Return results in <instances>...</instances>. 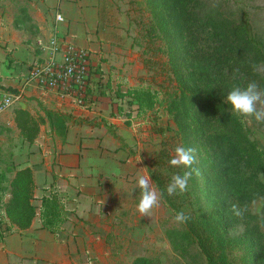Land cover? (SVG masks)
Segmentation results:
<instances>
[{"label":"rangeland","instance_id":"rangeland-1","mask_svg":"<svg viewBox=\"0 0 264 264\" xmlns=\"http://www.w3.org/2000/svg\"><path fill=\"white\" fill-rule=\"evenodd\" d=\"M47 2L58 5L47 8ZM59 2L60 0H0V81L14 78L23 81L30 68L44 56L38 43L42 41L46 44L56 26L65 41L81 46L91 56L94 71L90 100L82 106L71 101L62 102L68 107L61 109L44 104L34 96L25 97L24 101L16 103L11 111L24 107L25 102L35 118L45 117V110L69 116L68 132L63 140L46 122L40 126L39 135L34 142L37 148L29 150L15 127L0 126L1 186L7 189L5 193L9 192L15 164L25 163L33 153L38 162L35 166L49 163L53 173H58L55 166L59 155L70 156L71 150L77 152L76 147L81 152L88 146L90 167L83 170L89 174L77 177V181L70 187L81 191L80 186L83 185L86 205L91 202L93 211L100 209L101 216L96 219L95 227L89 229L92 237L87 239L83 248L77 249L76 262L138 264L137 261L142 259L147 262L139 264H204L197 245L187 235L185 225L174 222L175 214L162 200L152 217H141L137 211L140 199L137 177L148 176L147 169L160 151L167 149L174 152L172 144L180 146L178 134L186 137L184 133L187 130L183 132L184 121L175 120L163 107L155 111L157 105L153 110H146L145 114L137 116L135 99L128 92L149 89L164 93L169 88L171 93V87L176 85L167 66L156 62L145 65L144 62L149 58L167 62V56L161 53L166 48L164 41L155 39L154 43L149 42L146 29L155 28L161 16L167 17L173 11L176 15L180 14L182 22L198 25V32L194 36L197 35L195 41L202 47L199 49L203 50L194 53L191 49L196 58L187 59V67L183 71L185 85L191 91H201L203 86H209L217 90L223 100H226L230 91L226 84L219 85L220 81L201 76L203 65L197 62L202 61L210 44L223 48L231 46L220 37V31L214 29L212 24H217V21L227 27L228 38L235 45L240 35L237 27L247 26L250 35L261 41L262 57L255 58L258 60L257 64L253 69V61L251 74L240 87L256 81L261 90H264V0H197L194 9L188 8L186 0H154L153 3L156 4L151 3V0H98L96 18L91 17L89 7L79 6H82L81 2L85 4L90 0H68L64 9L59 7ZM56 14L63 17L58 26L55 22ZM206 14L212 15L208 22ZM11 69L18 72L12 75ZM186 71L193 74L185 75ZM103 120L115 128L121 140L109 134L102 124ZM244 123L250 138L264 152V123L255 120ZM158 127L164 130L163 134L156 132ZM179 127L182 132L178 130ZM205 135L209 134L205 132L203 139ZM97 143L103 155L102 163L95 161ZM84 153L87 154L85 151ZM212 159L215 162L213 169L200 166L199 185L206 188V193L213 196V200L224 211L231 209L233 204L246 209L244 224L259 227L264 247V227L261 226L264 224V171L258 172L255 178L259 181L256 189L261 192L248 197L245 186L240 184L241 177L247 176L248 172L242 165L235 164L236 154L225 153L220 158L219 155L212 156ZM35 172V177H43L40 167H36ZM62 174L67 181V172L62 171L59 176ZM228 181L239 188V194L224 193L223 186ZM59 185L66 197L70 194L74 197V190L67 189L64 182H59ZM45 186L47 191L55 189L50 184ZM40 188L38 185L37 189ZM202 199L200 195L198 201L203 208L206 204ZM236 221L233 222L232 235L244 231V227L236 224ZM89 230L86 229L88 232Z\"/></svg>","mask_w":264,"mask_h":264},{"label":"trees","instance_id":"trees-1","mask_svg":"<svg viewBox=\"0 0 264 264\" xmlns=\"http://www.w3.org/2000/svg\"><path fill=\"white\" fill-rule=\"evenodd\" d=\"M196 1L186 0L189 3L188 8H196ZM153 2L154 0H151V3ZM174 13V11L168 13L167 17L161 16L155 28L146 29L149 42L154 43L155 39L164 41L166 48L161 50V53L167 56V62L150 58L145 59L144 62L145 65L156 62L167 66L176 85L171 87V93L169 88L164 93L152 92L149 89L130 90L128 94L135 99L137 105L136 114L141 116L145 114L146 110H153L157 105L155 111L163 107L164 111L175 120L184 121V131L180 127L178 130L181 132L187 130V133H184L187 136L183 137L177 132L178 141L180 146L196 149L197 164L194 167L199 170L201 165L206 166L207 169L215 167L212 156L219 155L220 158L221 154L235 153L237 156L235 164L242 165L248 172L247 176L241 177L240 184L245 186L248 197L256 195L261 192L256 189L259 186V181L255 178L258 172L264 171V152L256 141L250 138L244 120L233 114L231 105L219 96L217 90L203 86L201 91H191L185 85L183 71L187 67V59H193L195 56L193 57L192 53L203 49H199L202 47L195 41L197 35H194L198 32V25L182 22L180 14ZM213 16L216 18L215 15ZM205 18L208 22L212 15L206 14ZM212 25L215 30L220 31L222 34L220 37L231 46L223 48L218 45H208L210 49L204 50L202 61H197L203 65L204 71L201 76L220 81L219 85L226 84L228 90H231L234 86H241V83L247 82L246 79L251 74V64L254 61L252 65L254 69L258 62L255 58L262 57L261 41L256 39V36L250 35L247 26L237 27V30H240V35L239 41L235 45L234 41L228 38V29L225 25L218 21L217 24L214 22ZM191 49L194 50L192 53ZM91 68V72L94 71L93 65ZM198 68L196 69L198 70ZM188 73L193 74L186 71L185 75ZM243 80L245 81L242 82ZM92 88L91 84L87 91L88 96L91 95ZM13 114L19 135L28 144L35 142L40 132V126L46 122L50 129L59 134L63 140L67 135L69 120L67 115L45 110V117L35 118L28 110L21 108H15ZM102 124L113 138L121 140L112 125L106 120H103ZM156 132L163 134L164 130L158 127ZM205 132L209 135H205L203 139ZM172 145L174 150L178 146L177 144ZM173 156V151L170 152L167 149L160 151L159 155L154 157L150 163L147 173L157 190L164 193L162 201L165 205L174 214L183 211L190 217L185 224L187 235L197 245L204 264H262L264 247L261 243L262 235L259 227L245 225L243 221L245 214L242 217H237L231 209L224 211L220 204L213 200V196L206 193V188L199 185L198 176H193L189 191L184 195L167 196L166 187L172 176L182 171L170 165L169 161ZM34 187L33 174L29 167L14 171L7 201H4L7 189L3 188L0 182V203H3L10 224L20 230L27 229L37 216L36 207L32 204ZM223 187L225 188L224 193L227 195L240 192L232 181H228ZM200 195L206 204L203 208L198 201ZM39 200L38 215L41 224L49 232L56 234L68 213L65 210L63 198L54 189L49 190L47 195H43ZM235 220H237L236 224L244 227V231L238 235L231 234ZM7 230L9 231V227ZM137 262L147 261L139 259Z\"/></svg>","mask_w":264,"mask_h":264},{"label":"crops","instance_id":"crops-1","mask_svg":"<svg viewBox=\"0 0 264 264\" xmlns=\"http://www.w3.org/2000/svg\"><path fill=\"white\" fill-rule=\"evenodd\" d=\"M67 1L68 0H60L59 7L64 9V7L67 6ZM72 1L74 2L76 0ZM77 1L80 2V0ZM97 3L98 0H90V2L85 4L84 2H81L82 6H79L83 8L89 7V9H91V17L96 18ZM57 5L58 3L56 5H53L50 2L47 4V8H55L57 7ZM66 15H68L67 11ZM75 16H77V14ZM56 24L58 26L61 23L56 22ZM57 28L58 27L55 26V30H53L50 35L55 31L60 35V31ZM10 72V74L14 75V72L18 71H14L13 69H11ZM14 79H6L5 81H0V87L9 89L11 91L21 90L23 92L21 102L24 101L25 97L34 96L39 99V101H43L44 104L53 105V107L58 109L67 106L66 104L62 103L65 101H59L55 95L46 91H42L40 89L30 87L23 88L21 81L22 79ZM24 105V107L18 108L30 111L29 109H27L25 102ZM0 126H6L7 128L15 127L13 111L10 110L0 116ZM21 140L23 141V139ZM23 142L24 144H27V146H29V150H32L31 148L33 147L37 148L36 143L28 144L25 141ZM98 144L99 143L95 144L97 148L96 151L98 152L95 161L102 163L101 156L103 155L99 150ZM85 148L88 149V146ZM76 149L77 152H75V150H71L72 153L70 156H58L57 165L55 166V168H58L59 170L58 173L57 171L56 173H53L49 166V163L35 166L38 163L35 161V153L30 155V158L27 159L25 163L20 165V162H18L15 164V171L26 167H29L32 170L35 186V199L32 201V204H35L34 206L37 210V216L33 219L31 225L24 230H20L16 226H12L10 224L9 232L7 233V235L0 238V264H78L77 262L79 261L76 262L77 249L80 247L83 248L85 245L84 243L87 241V239H90L92 237V234H90V232L92 233V231H90L89 229L95 227V222H97V220L101 216V210L99 209L97 212L93 211L90 204L91 202L88 206L86 205L83 199V193L85 191V189H83V185L80 186L81 191H76L73 189V187H70L71 184L75 182V180L77 181V177H81V175L86 176V174L88 176L89 174L88 171L85 172L83 168H86L87 170V168L90 167L91 156L88 155L87 149L81 150V152L79 147H76ZM84 151L87 154H85ZM87 157L89 158L88 160ZM36 167H40L42 170L43 177L41 179L39 177H35ZM62 171L67 172V175H69L67 181L63 179V174L59 176L60 172ZM59 182H64L65 185H67V189L74 190V197H71L73 194H70L71 196L69 195L66 197V195L60 191L63 189L59 188ZM45 184H50L55 187V190H57L58 192L60 191L59 194L63 198L65 210L68 211L66 219L60 225V228L58 229L56 234L49 232L42 226L41 220L38 215L40 207L39 199L43 195H47L48 193V191L45 190ZM83 184L85 185V181ZM38 185L41 186L40 189H37ZM8 196L9 195L7 193L4 201L8 200ZM97 206H99V204H97ZM86 229H88L89 232L86 231Z\"/></svg>","mask_w":264,"mask_h":264},{"label":"built area","instance_id":"built-area-1","mask_svg":"<svg viewBox=\"0 0 264 264\" xmlns=\"http://www.w3.org/2000/svg\"><path fill=\"white\" fill-rule=\"evenodd\" d=\"M56 22H62L60 14L55 15ZM44 51V56L34 64L23 79L22 87L40 89L55 95L61 101H71L78 106L89 101L88 88L92 84L91 56L81 46L65 41L56 31L52 33L47 43H38ZM23 92L11 91L0 87V116L10 111L22 100ZM9 219L3 203H0V235L9 232Z\"/></svg>","mask_w":264,"mask_h":264},{"label":"clouds","instance_id":"clouds-1","mask_svg":"<svg viewBox=\"0 0 264 264\" xmlns=\"http://www.w3.org/2000/svg\"><path fill=\"white\" fill-rule=\"evenodd\" d=\"M226 102L231 105L233 114L242 120L264 123V90H261L256 81L249 82L244 87L234 86L227 94ZM169 163L172 167L182 171L172 176L166 187L167 196H182L189 191L193 176L200 175L199 168L194 167L197 164L196 149L177 146ZM137 186L140 191L137 211L141 217H152L154 210L161 206L164 193L153 186L151 177L147 175L137 177ZM231 211L235 216L242 217L246 209L233 204ZM189 218L183 211H180L174 215V222L177 225H185ZM261 226L264 227V224Z\"/></svg>","mask_w":264,"mask_h":264}]
</instances>
